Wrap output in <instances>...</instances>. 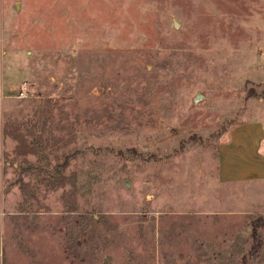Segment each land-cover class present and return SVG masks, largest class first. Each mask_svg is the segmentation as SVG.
Listing matches in <instances>:
<instances>
[{"label": "rangeland", "instance_id": "1", "mask_svg": "<svg viewBox=\"0 0 264 264\" xmlns=\"http://www.w3.org/2000/svg\"><path fill=\"white\" fill-rule=\"evenodd\" d=\"M261 120L264 0H0V264H264Z\"/></svg>", "mask_w": 264, "mask_h": 264}, {"label": "crops", "instance_id": "2", "mask_svg": "<svg viewBox=\"0 0 264 264\" xmlns=\"http://www.w3.org/2000/svg\"><path fill=\"white\" fill-rule=\"evenodd\" d=\"M264 120L237 126L222 147V165L227 180L264 179Z\"/></svg>", "mask_w": 264, "mask_h": 264}, {"label": "trees", "instance_id": "3", "mask_svg": "<svg viewBox=\"0 0 264 264\" xmlns=\"http://www.w3.org/2000/svg\"><path fill=\"white\" fill-rule=\"evenodd\" d=\"M253 235H254V236H256V235H257L256 226L254 227V230H253Z\"/></svg>", "mask_w": 264, "mask_h": 264}]
</instances>
